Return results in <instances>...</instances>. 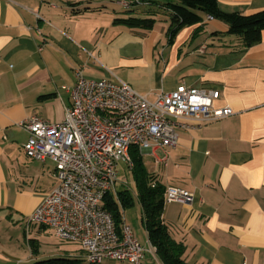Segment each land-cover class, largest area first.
Returning <instances> with one entry per match:
<instances>
[{
	"label": "crops",
	"instance_id": "obj_1",
	"mask_svg": "<svg viewBox=\"0 0 264 264\" xmlns=\"http://www.w3.org/2000/svg\"><path fill=\"white\" fill-rule=\"evenodd\" d=\"M122 1L0 0V208L13 206L9 220L13 212L26 219L54 188L32 193L54 167L26 157L19 124L31 116L63 121L71 102L62 87L76 83V71L124 82L150 100L179 84L215 90L214 106L231 116L180 132L173 148L139 153L155 183L193 195L189 204H164L160 216L185 264H264V30L245 49L225 24L203 16L170 39L169 2L147 0L169 17L148 18L146 30L114 24L129 18ZM218 7L249 15L264 0H218ZM144 233L143 264H162ZM66 259L87 264L83 255Z\"/></svg>",
	"mask_w": 264,
	"mask_h": 264
},
{
	"label": "built area",
	"instance_id": "obj_2",
	"mask_svg": "<svg viewBox=\"0 0 264 264\" xmlns=\"http://www.w3.org/2000/svg\"><path fill=\"white\" fill-rule=\"evenodd\" d=\"M121 5L128 10L150 2L124 0ZM62 89L71 102L63 121L31 116L19 124L28 134L24 154L50 161L57 182L26 225L49 228L60 241L78 245L87 264H143L145 250L130 227L122 223L118 231L102 205L107 193L117 192L119 164L131 170V149L173 148L180 132L231 116L232 110L214 106L219 97L215 90L179 84L150 100L124 82L88 79L81 71L72 87ZM163 199L164 204H189L193 195L167 187Z\"/></svg>",
	"mask_w": 264,
	"mask_h": 264
},
{
	"label": "trees",
	"instance_id": "obj_3",
	"mask_svg": "<svg viewBox=\"0 0 264 264\" xmlns=\"http://www.w3.org/2000/svg\"><path fill=\"white\" fill-rule=\"evenodd\" d=\"M168 4L171 26L168 31L170 39L178 30L186 26L200 24L203 16H209L228 27L227 34L241 39L243 48H250L261 41V33L264 30V9L249 15L239 13H226L219 9L218 0H175ZM152 19H139L129 17L116 19L114 24L124 25L128 28L151 29ZM133 167L131 169L136 197L141 206L142 223L144 225L149 243L156 251V255L162 264H185L181 246L176 244L169 236L166 227L161 223L160 216L164 208L163 194L165 188L154 182L146 171L142 156L137 149L130 151ZM155 184L152 187V184ZM103 208L108 211L115 223L117 230L123 223L122 211L133 205V196L128 187L117 190L116 194L107 193L102 201ZM31 253L38 254L33 242H29ZM75 260L48 259L36 261L33 264H74Z\"/></svg>",
	"mask_w": 264,
	"mask_h": 264
},
{
	"label": "rangeland",
	"instance_id": "obj_4",
	"mask_svg": "<svg viewBox=\"0 0 264 264\" xmlns=\"http://www.w3.org/2000/svg\"><path fill=\"white\" fill-rule=\"evenodd\" d=\"M162 1L176 3L175 0ZM156 9V5H138L134 6L129 11L123 12V14L128 17L139 19H148L158 15L169 17L167 13L158 10L156 11ZM203 28H205V26ZM144 160L147 163V158ZM46 163V166L49 167L48 172H50L54 166L49 161ZM46 170L47 168H45V171ZM118 170L119 183L117 184V190H121L123 187H128L133 196V205L131 207H128L123 211L122 208H120L123 223L130 227L135 238L143 247L146 237L144 228L141 225L142 211L136 197L137 192L132 171L127 169L123 164H119ZM52 172L53 171H51V173ZM51 173L43 172V178L39 176L35 179L34 184L37 182V187L35 188V185H33L32 193L37 191V189L44 190L48 185L55 184L56 186L57 182L50 177ZM16 198H14V200L12 199L14 204ZM8 208L14 211V208L11 205L0 208V264H15L18 260H21V264H33L36 261H43L52 258L66 259L69 258V255H73L74 257H81V255H83V252L78 245L60 241L54 236L51 229L42 228L39 225H30L27 227L26 219L23 218L24 216H21L22 214H16L13 212L11 213L12 218L9 220L7 215L10 213L6 210ZM29 242H33L36 246L38 254L40 255L39 258L36 257L38 254L33 255L31 253Z\"/></svg>",
	"mask_w": 264,
	"mask_h": 264
}]
</instances>
